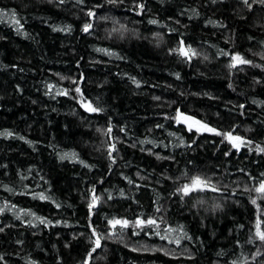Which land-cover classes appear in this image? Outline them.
<instances>
[{
	"label": "trees",
	"instance_id": "16d2710c",
	"mask_svg": "<svg viewBox=\"0 0 264 264\" xmlns=\"http://www.w3.org/2000/svg\"><path fill=\"white\" fill-rule=\"evenodd\" d=\"M249 4L0 0V264H264V4ZM193 177L208 189L183 195Z\"/></svg>",
	"mask_w": 264,
	"mask_h": 264
},
{
	"label": "snow or ice",
	"instance_id": "6c2138e0",
	"mask_svg": "<svg viewBox=\"0 0 264 264\" xmlns=\"http://www.w3.org/2000/svg\"><path fill=\"white\" fill-rule=\"evenodd\" d=\"M61 2H63V0H61ZM78 2H82V0H78ZM253 2L255 3L256 0H253ZM243 3L248 5L249 8H251V4H249V0H243ZM259 3L261 4H264V0H259ZM142 7V6H141ZM8 13L6 12H3V10H0V16H7ZM89 16H94V13L93 12H89L88 13ZM15 12L13 11L11 13V17H12V20L14 23L16 24H19V20H16L15 19ZM151 23H156V21H150ZM91 24H85L84 25V31H88L90 28H91ZM189 52H192L191 49H189ZM185 55H188V52H185L184 53ZM193 55H195L194 52H192ZM233 60L234 61H238L239 63L243 64V63H249V61L243 59L242 57L240 56H234L233 57ZM232 66H235V64H233ZM76 91L79 92V89L77 88ZM85 108L86 110L88 111H91V112H96V111H99V109L97 108H94L91 106V104H86L85 105ZM177 118H182L184 121H191L193 120L192 117H186V116H183L182 113H180L179 111L177 112ZM194 123L196 124H199L200 122L199 121H194ZM201 127L205 128L206 130L208 131H215V129H208L207 125H202ZM199 130V129H198ZM108 131L110 132L111 129L109 128ZM219 134V133H218ZM4 135H12V133H4ZM226 137H229L231 138V133H228V134H225ZM235 139L239 140L240 138L239 137H235ZM114 145L112 146V148L114 149ZM234 147H239V145H234ZM261 151H264V149H261ZM74 155V154H73ZM63 158V157H62ZM131 183V181H129ZM201 186H208L207 185V182L202 180L200 177H193L192 178V182L190 184H184L181 186V188L178 189V191L182 192L183 195H188L191 191L193 190H196L198 187H201ZM215 190V189H213ZM256 192L258 193H264V181L260 182L259 186L255 189ZM40 198L41 199H45L46 197H44L43 194L40 195ZM99 198L98 197H94L92 202L89 204V209L91 211V209L95 206L96 204V201L98 200ZM254 204H255V200L252 201ZM3 208H0V212H3ZM159 210V209H158ZM43 222V221H41ZM109 223L115 227L116 225H120L122 227H126L128 225V221L127 220H119V219H113L111 221H109ZM157 222L153 219H147V220H137L136 221V226H143L144 224H148V225H155ZM93 235H95V232H93ZM255 236L259 238V240L261 242H264V231L261 230V227H260V221L258 220L257 223H256V232H255ZM163 238V237H162ZM95 246L96 247H99L100 246V239L97 238L95 241ZM92 251H95V248L92 249ZM89 256H91V252L88 254Z\"/></svg>",
	"mask_w": 264,
	"mask_h": 264
},
{
	"label": "rangeland",
	"instance_id": "374dc122",
	"mask_svg": "<svg viewBox=\"0 0 264 264\" xmlns=\"http://www.w3.org/2000/svg\"><path fill=\"white\" fill-rule=\"evenodd\" d=\"M234 63L240 64L238 61H234ZM183 116H185V115H183ZM186 117H188V116H186ZM194 121H195L194 119L191 121H184L182 118H177V117L175 118L176 124L183 125L187 130H193V131L198 132V133L208 132V130L201 127L204 124H202V123L196 124V123H194ZM200 188H202V190L208 189L207 186L206 187L201 186Z\"/></svg>",
	"mask_w": 264,
	"mask_h": 264
},
{
	"label": "water",
	"instance_id": "95a60500",
	"mask_svg": "<svg viewBox=\"0 0 264 264\" xmlns=\"http://www.w3.org/2000/svg\"><path fill=\"white\" fill-rule=\"evenodd\" d=\"M87 113H88V114H91V111H88V110H87Z\"/></svg>",
	"mask_w": 264,
	"mask_h": 264
}]
</instances>
